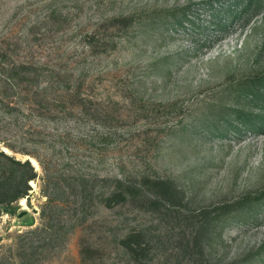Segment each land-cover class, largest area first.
I'll return each instance as SVG.
<instances>
[{"label": "rangeland", "instance_id": "1", "mask_svg": "<svg viewBox=\"0 0 264 264\" xmlns=\"http://www.w3.org/2000/svg\"><path fill=\"white\" fill-rule=\"evenodd\" d=\"M17 98L0 264H264V0H0Z\"/></svg>", "mask_w": 264, "mask_h": 264}, {"label": "trees", "instance_id": "2", "mask_svg": "<svg viewBox=\"0 0 264 264\" xmlns=\"http://www.w3.org/2000/svg\"><path fill=\"white\" fill-rule=\"evenodd\" d=\"M47 17H50L49 14ZM3 71V69H1ZM8 70V69H6ZM12 70H17V74H28L30 67L25 65V64H19V65H15L13 66ZM4 72V71H3ZM12 81H14L12 79V77H8V76H3V83L5 84V86H7L8 88H13L16 89L17 88V93L23 91L21 90L18 85H16L15 83H13ZM18 102H14V101H9V100H2L0 99V131H3V127L5 125H9L6 123V120H12V122L14 123L15 126L20 125V127L27 125L26 122H21V120H25L26 121V116H28V114L30 115V113L34 112V104L29 102L28 100H23L22 98H17ZM82 102H84V100H82ZM86 103L84 102L83 106H85ZM107 135L109 137L115 138V137H119V133L115 130H111L107 133ZM85 138H91L92 136L90 135H85ZM0 143H3V145L5 146V148H7L10 151H13L14 148L10 145V144H5L3 141ZM19 153L23 154V155H32V153L26 148V146H20ZM0 161L3 162L6 165H10L13 166L15 168H28L31 172V175L26 179L27 181L32 180L35 177V172H33V168L31 167V165L29 164L28 161H20L17 160L16 158H14V156H11L9 154H7L5 151H3L2 149H0ZM25 184V183H24ZM27 184V182H26ZM26 189L21 190L20 192H18L17 194H15L12 198H10V200H8V202L12 201V200H16L19 199L25 195H27V190H29V186L26 185ZM122 184V183H121ZM135 187V186H134ZM136 189L139 190V192L141 191V186H138ZM126 195L124 192H118V193H112V195H110L107 199V205L108 206H113L117 203H119V201H124ZM12 199V200H11ZM3 204V203H2ZM4 211V210H1ZM123 246L129 250L131 253H134L135 250L133 249V247L129 244V240H125L122 242Z\"/></svg>", "mask_w": 264, "mask_h": 264}]
</instances>
